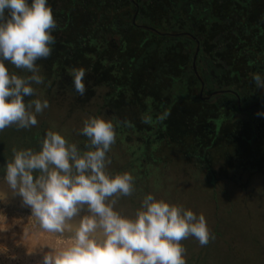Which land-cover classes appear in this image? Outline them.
I'll return each instance as SVG.
<instances>
[{
	"label": "flooded vegetation",
	"instance_id": "1",
	"mask_svg": "<svg viewBox=\"0 0 264 264\" xmlns=\"http://www.w3.org/2000/svg\"><path fill=\"white\" fill-rule=\"evenodd\" d=\"M183 1L48 0L58 25L52 32L55 44L48 58L36 62L45 79L44 84L33 85L36 94L26 97L25 101L46 99L49 108L37 116L38 124L31 129L12 126L0 131V161L10 160L13 149L38 151L44 134L50 129L61 132L70 143H76L83 150L86 137L79 134L82 122L77 127L71 123L60 127L55 116L65 117L73 106L88 105L101 90L107 89L101 103L96 104V116L118 118L121 126L116 130L117 140L108 154L112 163L105 171L110 175L131 172L135 177L134 194L144 178L148 184L154 183L151 179L154 175L149 171L159 169L154 166L158 163L156 154L161 147H169L168 141L177 143L175 146L178 147L193 139L196 150L190 149L209 157L202 156V159L211 169L217 162L215 156L221 154L217 159L221 162L218 168H222L229 180L241 182L244 176L249 177L252 173L264 177V116L257 115L264 112V86H259L263 93H257L253 84L250 92L247 83H224L222 74L213 72L208 57L197 66L201 37L193 33L195 27L186 23L191 19H185ZM128 44L132 45V57H135L132 68L139 72L125 83L120 79L121 68H125L126 62L121 59L114 62L112 57L121 58ZM195 45L192 66L188 62L185 64L184 54H192ZM6 66L10 73L28 74L13 65ZM190 66L196 78L192 76ZM73 68H83L86 73V91L82 96L72 87L69 70ZM181 87L193 93L196 91L190 88H199V104L184 98L185 95L178 92ZM187 96H191L190 91ZM147 97L153 100L151 114L154 119L165 111L170 114L171 110L185 107L186 113L183 111L180 115L182 118L192 116L187 124L190 122L196 136L185 133L184 129L182 133L170 134L169 115L162 123H142L141 116L148 111ZM124 120L133 127H124ZM129 138H137L138 145L129 147L130 156L125 163L113 151L117 146L125 150ZM142 169L146 170L139 173ZM211 169L207 171L216 180ZM38 174L34 172V176Z\"/></svg>",
	"mask_w": 264,
	"mask_h": 264
},
{
	"label": "clouds",
	"instance_id": "2",
	"mask_svg": "<svg viewBox=\"0 0 264 264\" xmlns=\"http://www.w3.org/2000/svg\"><path fill=\"white\" fill-rule=\"evenodd\" d=\"M57 27L48 0H0V131L12 126L31 129L49 108L46 99L25 98L36 94L33 85L45 82L36 62L51 55ZM8 64L28 74L10 73ZM85 75L83 68L69 70L72 87L81 96ZM253 79L264 86L259 74ZM152 103V97L145 98L148 111L141 116L145 125L162 123L169 115L164 112L154 119ZM120 126L115 117L89 116L79 129L86 137L83 150L51 129L38 151L13 149L4 167L8 187L30 208L42 230L68 234L65 246L43 254L42 264H187L182 240L192 237L203 247L215 239L203 214L151 193L142 197L134 218L114 210L116 200L109 198L129 197L135 190L131 172L105 171L112 163L108 154ZM123 126L133 127L128 120ZM84 209L89 214L74 224Z\"/></svg>",
	"mask_w": 264,
	"mask_h": 264
},
{
	"label": "rangeland",
	"instance_id": "3",
	"mask_svg": "<svg viewBox=\"0 0 264 264\" xmlns=\"http://www.w3.org/2000/svg\"><path fill=\"white\" fill-rule=\"evenodd\" d=\"M106 93L107 89L101 90L88 105L73 106L63 118L58 114L56 122L60 127L65 123L81 125L83 119L97 115L96 104L101 103V97ZM184 110L185 107L171 110L168 116L170 134L182 133L180 114ZM191 118L190 115L186 117L187 120ZM168 143L167 149L161 147L156 154L158 163L153 165L159 169L149 171L154 175L151 178L154 183L148 184L142 177L144 182L138 183L135 194L109 198L116 200L114 210L134 218L142 197L151 193L157 199L182 205L197 215L203 214L214 234L215 239L203 247L192 237L181 241L186 249L187 264H264V177L252 173L249 177L244 176L241 182L229 180L222 168H218L221 162L217 159L221 154L215 156L217 167L211 169L202 159V156L209 157L193 150H196L193 139L178 147ZM126 145L125 150L117 146L113 153L121 162L128 163L129 147L138 145V139L129 138ZM208 169L213 170L216 180ZM88 214L82 210L72 222L78 224L80 218ZM67 239V233L61 236L42 230L22 198L11 195L0 200V264H42L43 254L65 246Z\"/></svg>",
	"mask_w": 264,
	"mask_h": 264
},
{
	"label": "trees",
	"instance_id": "4",
	"mask_svg": "<svg viewBox=\"0 0 264 264\" xmlns=\"http://www.w3.org/2000/svg\"><path fill=\"white\" fill-rule=\"evenodd\" d=\"M150 1L154 3L157 0ZM183 3L186 9L185 19H191L186 23L189 27H195L193 33L201 37V51L198 57L200 63L198 61L197 66L208 57L207 60L213 72L217 75L222 74L224 83H247L250 92L253 91L250 89L253 84V88L257 89L255 91L261 92L253 75L259 74L262 81L264 80V0H184ZM195 49L196 45L192 54H184L185 64L187 62L188 65L192 64ZM132 53V45L130 47L128 44L121 58L112 57L114 62L120 59L126 62L125 65L123 64L125 68H121V82L129 83V78H133L139 72L132 68L131 62L135 61ZM191 66L189 69L192 76L196 78ZM190 89L196 92L193 93L185 87L179 88L178 92L183 93L184 98L190 99L193 104H199V99H197L199 88ZM189 91L191 92L190 97L187 96ZM187 122L188 120L184 117L181 123L184 132L196 136L195 129L189 125L190 122L189 124ZM208 145H210V140Z\"/></svg>",
	"mask_w": 264,
	"mask_h": 264
},
{
	"label": "water",
	"instance_id": "5",
	"mask_svg": "<svg viewBox=\"0 0 264 264\" xmlns=\"http://www.w3.org/2000/svg\"><path fill=\"white\" fill-rule=\"evenodd\" d=\"M194 68H196L195 64H194ZM7 161L8 160L0 161V193H2L5 197L11 196V195L20 197L13 193V191L8 187L6 181L4 180V167Z\"/></svg>",
	"mask_w": 264,
	"mask_h": 264
},
{
	"label": "crops",
	"instance_id": "6",
	"mask_svg": "<svg viewBox=\"0 0 264 264\" xmlns=\"http://www.w3.org/2000/svg\"><path fill=\"white\" fill-rule=\"evenodd\" d=\"M206 133H208V132H206ZM168 145H169V143H167ZM175 145L177 144V143H174Z\"/></svg>",
	"mask_w": 264,
	"mask_h": 264
}]
</instances>
